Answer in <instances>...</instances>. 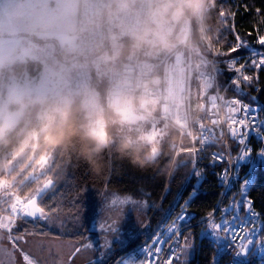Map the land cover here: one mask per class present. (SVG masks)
Returning a JSON list of instances; mask_svg holds the SVG:
<instances>
[{"label":"clouds","instance_id":"1","mask_svg":"<svg viewBox=\"0 0 264 264\" xmlns=\"http://www.w3.org/2000/svg\"><path fill=\"white\" fill-rule=\"evenodd\" d=\"M214 2L0 0V151L71 153L97 176L105 153L174 160L204 114Z\"/></svg>","mask_w":264,"mask_h":264},{"label":"trees","instance_id":"2","mask_svg":"<svg viewBox=\"0 0 264 264\" xmlns=\"http://www.w3.org/2000/svg\"><path fill=\"white\" fill-rule=\"evenodd\" d=\"M220 5L226 6L234 14L227 17V24L219 21ZM201 32L208 57L215 58L220 70V82L225 86L235 75L229 62L244 64L250 51L264 49L258 43L259 36L264 35V0H215L207 24L201 28ZM237 35L248 47L243 48L239 54L227 55ZM245 72L254 77L257 75V70L251 64L247 65ZM240 88L245 91L247 102L261 106L264 119V68L259 70L258 79L248 84L241 80L239 85L234 84L230 93L239 94ZM180 139L179 134V141L172 148L174 160L161 157L155 165H147L144 169L133 166L127 159L118 160L105 153V168L101 176L95 175L88 164L77 160L71 153L63 156L59 152L51 155L33 152L28 159H24L13 151H0V180H7L12 190L11 197L0 201V212H9L15 195L31 200L47 181L53 180L54 186L39 201L45 218H21L17 227L23 231L17 233L16 230L15 233L32 238L83 242L90 233L92 222L107 193L115 192L129 197L147 214L148 223L144 230L129 238L125 245L117 244L106 254L103 264H112L124 253L152 242L184 207H188L195 219L191 224H179V230L192 244L193 254L188 262L182 261L187 248L183 242V255L176 264H224L219 244L210 238L207 225L203 222L205 218L211 217L218 225L223 223L218 229L219 233L234 223L225 225L224 221L230 214L218 210L222 193L213 171L215 166L209 159L210 150L194 152L186 149L189 146L188 140L183 139V148L186 150L178 154ZM66 160L70 162L66 163ZM170 160L171 167L166 169ZM230 196L241 197L243 200L250 198L260 221L264 222V169L260 164ZM47 218L63 220L66 231L50 227L46 223ZM26 220L32 222L26 224ZM259 239L264 241V233H259ZM250 260L251 264H264V253L253 252Z\"/></svg>","mask_w":264,"mask_h":264},{"label":"built area","instance_id":"3","mask_svg":"<svg viewBox=\"0 0 264 264\" xmlns=\"http://www.w3.org/2000/svg\"><path fill=\"white\" fill-rule=\"evenodd\" d=\"M260 50V49H258ZM211 65L206 69L202 80L207 85L205 93L197 96L196 102L202 105L203 115L199 122L193 125L187 131L180 133V142L178 154L186 149L197 151L210 150L209 159L215 166L213 170L216 173L217 185L221 189L222 198L218 205V210L223 214L235 213L240 222L247 223L248 208L241 210L242 205H248L252 212L258 213L254 203L250 198L230 196L232 191L237 190L239 184L248 177L257 165L264 169V119L262 118V108L260 105L249 103L245 100V91L241 88L239 94L230 93L234 86V80L240 79L242 73H235L228 84L223 86L220 82V70L215 62V58H209ZM255 57L249 56L246 61H251ZM243 82V80H242ZM248 84L249 82H243ZM235 100L240 104V111H230L235 109L236 105L232 103ZM242 106L248 109L246 115L249 116V128L239 129L244 131L241 135H232L230 125L233 121L246 119ZM250 117H255L254 122ZM252 125V126H251ZM188 140V148H183L182 140ZM230 197V198H229ZM249 202L250 205H249ZM26 202L20 199L19 207L13 217H25ZM12 212V211H11ZM195 215L188 207H184L174 220L169 222L166 227L155 237H161L163 240H169L168 243L156 245L159 251L153 247V242L146 243L136 247L134 250L124 253L112 264H176L182 253V244L179 249H174L175 255L170 252L173 241L182 236L179 230V224H191ZM208 217L203 220L207 225V232L211 239L218 242L220 247V257L224 264H251L250 255L253 252L264 253V241L259 239V233L252 237L254 244L249 247L247 255L238 254L231 240L225 237L221 242L218 229L209 227ZM237 221L234 220L232 227ZM179 257V259H176Z\"/></svg>","mask_w":264,"mask_h":264},{"label":"rangeland","instance_id":"4","mask_svg":"<svg viewBox=\"0 0 264 264\" xmlns=\"http://www.w3.org/2000/svg\"><path fill=\"white\" fill-rule=\"evenodd\" d=\"M11 194V184L7 180H0V201L11 197ZM17 197L19 196H14V199L9 206V212L7 213L9 217H12L15 220L16 226L12 229L14 235L16 234L15 232L18 228L17 225L19 220L27 216H19L18 219L13 217L11 205L15 203L16 208L18 209L20 199L25 200L26 204L29 201L24 197H19V201H17ZM46 223L52 228L66 231L63 220L47 218ZM147 223V214L142 210L138 203L129 197L110 192L104 196L98 213L92 222L90 233L85 241L46 240L43 247L44 249L41 248L42 250L40 252L41 257L43 255L44 258H47L48 263L37 261L32 252L22 244L21 240L16 243L18 248L23 249L30 258L37 262V264H103L106 254L111 249L117 244L120 246L125 245L129 238L138 235L144 230ZM222 226L223 223L219 224V229ZM224 238L225 236H221L219 241L221 242ZM191 246L192 244L190 243V246L186 248L183 258V252L181 253L180 259L182 258L183 262H188L192 257L193 249ZM77 249H79V251H77ZM19 260L20 264H23L20 257Z\"/></svg>","mask_w":264,"mask_h":264},{"label":"snow or ice","instance_id":"5","mask_svg":"<svg viewBox=\"0 0 264 264\" xmlns=\"http://www.w3.org/2000/svg\"><path fill=\"white\" fill-rule=\"evenodd\" d=\"M257 12H259V9H256ZM230 15H234L231 13L230 10L226 8L224 5L219 6L218 11V17L221 24H227V17ZM251 35V33H249ZM258 43L262 46H264V35H260L258 38ZM248 45L245 41H242L239 35L236 36V42L233 46H231L226 53L227 55H232V53L239 54L243 48H247ZM249 56L255 57V59L251 61H245L244 64H241L240 62L231 63L229 62V67L235 72V73H244L240 79H236L233 82L237 85L241 83V80L243 82H252L253 79H258V72L261 68H264V49H254L249 52ZM237 56H233L232 59H235ZM248 64H251V66L257 70V75L254 77L252 75H249L245 72V68ZM232 103L236 105L235 109H231L230 111L239 112L240 104L233 100ZM242 111L246 117L244 120L240 121H233L232 124L229 126L231 129L232 135H243L245 129L249 128V116L246 115L248 112V109L246 107L242 106ZM250 119L254 122L255 117H250ZM252 126V125H251ZM244 129L243 132H240L239 129ZM51 180L48 181V184L45 185V187H49L51 185ZM17 201H19V197H17ZM251 202H249L250 205ZM31 211H25V215L28 217L35 218L36 213H40L41 218L44 216V211L42 208L36 207V201L32 200L30 203ZM245 208H248V216H247V223H243L239 221V218L235 216V213L232 212L231 215L228 216V218L224 221L225 225H231L233 221H237L234 227H225L223 229V232H220V235L228 236V238L231 240L233 246L236 248L238 254L240 255H247V251L250 246L254 244V240L252 237H255L254 234L256 233H264V222H261L259 219V214L254 213L251 211L250 207L248 205H242L241 210H245ZM12 213H15L17 208L16 204L13 203L11 205ZM31 220H26L24 223H31ZM15 220L12 217H5L3 220H0V229H5L7 231V235L3 232H0V264H20V260L17 258V255L15 252H13L9 247H7L4 243V241H7L11 244L12 249H16V251L19 253V257L22 259L23 264H37L35 260L30 258L28 254H26L23 249L18 248L17 241L23 239V237L19 234H13L12 229L15 227ZM209 227L213 229H219V225L216 221L210 220ZM23 231L22 228L17 229V233ZM169 240H172V237H169L168 240H163L161 237H157L153 242V247L156 248V245L161 243H168ZM181 241H183L187 247L190 246V241L183 236H179L178 238L173 241L172 248H170V252H172L173 255H175L174 249H179L181 245ZM79 251V249H77ZM156 251H159V248H156ZM176 259H179V257H176ZM144 264V262H143ZM169 264H172V261L169 260Z\"/></svg>","mask_w":264,"mask_h":264},{"label":"crops","instance_id":"6","mask_svg":"<svg viewBox=\"0 0 264 264\" xmlns=\"http://www.w3.org/2000/svg\"><path fill=\"white\" fill-rule=\"evenodd\" d=\"M251 173L249 175H251ZM5 217H9V216L7 214L0 213V220H3ZM0 232H3L7 235V231L5 229H0ZM22 237H23V239H21L22 244L25 245L28 248V250L32 252V254L37 259V261H43V263H48L47 258H44L43 255L41 257L40 251L44 249L43 247H44L46 240H52V239L32 238V237H26V236H22ZM68 241H71V240H68ZM38 242H41V243H38ZM2 243H4L13 252H15L17 255V258L19 259V253L16 251V249H12V246L10 243H8L7 241H4Z\"/></svg>","mask_w":264,"mask_h":264},{"label":"water","instance_id":"7","mask_svg":"<svg viewBox=\"0 0 264 264\" xmlns=\"http://www.w3.org/2000/svg\"><path fill=\"white\" fill-rule=\"evenodd\" d=\"M51 185H49V187H45V185H47L48 184V181L43 185V187L41 188V190L31 199V200H29L28 202H27V204H26V207H25V211H31V208H30V203H31V201L32 200H35L36 201V207H38V208H41V206L39 205V201H40V199H42L46 194H47V192L49 191V190H51V188L54 186V181L53 180H51ZM28 217V216H27ZM29 219H31V220H40V219H43V218H45L44 216H43V218H41V215H40V213H36V216H35V218H33V217H28Z\"/></svg>","mask_w":264,"mask_h":264}]
</instances>
